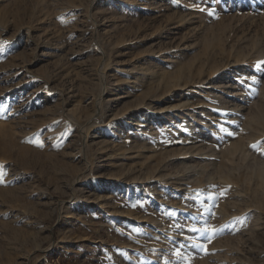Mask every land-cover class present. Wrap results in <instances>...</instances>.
Here are the masks:
<instances>
[{
  "label": "rangeland",
  "instance_id": "obj_1",
  "mask_svg": "<svg viewBox=\"0 0 264 264\" xmlns=\"http://www.w3.org/2000/svg\"><path fill=\"white\" fill-rule=\"evenodd\" d=\"M0 172V264H264V0H0Z\"/></svg>",
  "mask_w": 264,
  "mask_h": 264
},
{
  "label": "snow or ice",
  "instance_id": "obj_2",
  "mask_svg": "<svg viewBox=\"0 0 264 264\" xmlns=\"http://www.w3.org/2000/svg\"><path fill=\"white\" fill-rule=\"evenodd\" d=\"M223 130V129H222ZM38 146L42 147V143L39 144ZM3 177H4V173L0 172V183L3 182ZM191 231H197V229L195 227H193L191 229ZM205 235L202 237L203 239L207 240V241H211L212 239L215 238L216 234H217V230L215 229H211L210 226L207 224V222H205V228L203 229ZM203 247V246H202Z\"/></svg>",
  "mask_w": 264,
  "mask_h": 264
}]
</instances>
